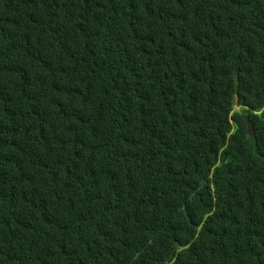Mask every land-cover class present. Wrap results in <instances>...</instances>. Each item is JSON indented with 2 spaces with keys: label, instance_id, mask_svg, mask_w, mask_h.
<instances>
[{
  "label": "trees",
  "instance_id": "1",
  "mask_svg": "<svg viewBox=\"0 0 264 264\" xmlns=\"http://www.w3.org/2000/svg\"><path fill=\"white\" fill-rule=\"evenodd\" d=\"M0 264H264V0H0Z\"/></svg>",
  "mask_w": 264,
  "mask_h": 264
},
{
  "label": "water",
  "instance_id": "2",
  "mask_svg": "<svg viewBox=\"0 0 264 264\" xmlns=\"http://www.w3.org/2000/svg\"><path fill=\"white\" fill-rule=\"evenodd\" d=\"M245 120L248 121V118L245 117ZM248 130H249L250 135H253L254 134V127H253L252 123L249 122V121H248Z\"/></svg>",
  "mask_w": 264,
  "mask_h": 264
}]
</instances>
